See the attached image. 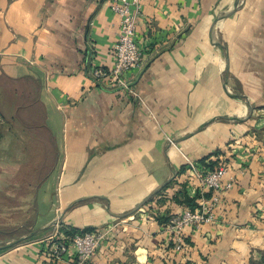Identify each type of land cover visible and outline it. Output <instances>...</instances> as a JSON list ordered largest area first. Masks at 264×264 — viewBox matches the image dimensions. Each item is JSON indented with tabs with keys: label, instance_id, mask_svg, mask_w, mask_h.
I'll use <instances>...</instances> for the list:
<instances>
[{
	"label": "crops",
	"instance_id": "obj_1",
	"mask_svg": "<svg viewBox=\"0 0 264 264\" xmlns=\"http://www.w3.org/2000/svg\"><path fill=\"white\" fill-rule=\"evenodd\" d=\"M118 30L110 0H0L3 116L22 134L20 158H0V264L264 260V0H140L125 86L92 74ZM183 155L234 184L178 251L164 226L186 208ZM95 229L84 263L47 259L45 233Z\"/></svg>",
	"mask_w": 264,
	"mask_h": 264
},
{
	"label": "built area",
	"instance_id": "obj_2",
	"mask_svg": "<svg viewBox=\"0 0 264 264\" xmlns=\"http://www.w3.org/2000/svg\"><path fill=\"white\" fill-rule=\"evenodd\" d=\"M140 0H110V9L119 17V30L113 45V65L108 69L96 68L93 76L96 79H114L125 86L124 74L143 65L142 51L135 42L136 16ZM171 142V141H170ZM184 158V181L192 193H199L197 207L182 211L164 226V230L175 250L184 248V229H197L213 220V209L218 204L221 194L232 187L233 177L224 181L228 165L216 164L213 170H208L198 162ZM206 193H210L206 196ZM106 236V230H89L74 233L70 236L57 237L51 235L44 239L52 246L47 251L48 260L60 259L70 249L79 263H84L99 248Z\"/></svg>",
	"mask_w": 264,
	"mask_h": 264
},
{
	"label": "rangeland",
	"instance_id": "obj_3",
	"mask_svg": "<svg viewBox=\"0 0 264 264\" xmlns=\"http://www.w3.org/2000/svg\"><path fill=\"white\" fill-rule=\"evenodd\" d=\"M227 81L228 78L226 76L224 79L225 86L227 85ZM18 90L20 89L18 88ZM11 102L12 99L10 94L6 93L5 90H1L0 92V158H16V157L20 158V152L18 150L22 142V134L20 133L19 126L11 122L7 123L5 117L3 116L4 114L6 115L9 113L10 109L8 108V106L12 104ZM20 232H21L20 234L22 235V231ZM45 234L46 235L43 238H47L51 235H56L57 237H61L59 236L61 234L54 232H48Z\"/></svg>",
	"mask_w": 264,
	"mask_h": 264
},
{
	"label": "trees",
	"instance_id": "obj_4",
	"mask_svg": "<svg viewBox=\"0 0 264 264\" xmlns=\"http://www.w3.org/2000/svg\"><path fill=\"white\" fill-rule=\"evenodd\" d=\"M208 159H209V157H205V158L201 159L200 161H198V164H200V166H202L208 170H213L216 166V163L214 161H211ZM205 160H207V161H205ZM182 170L184 172V169H182ZM183 183H184V187H185V192L183 193V195H181L183 199L178 200V201L182 206H184L190 210H193L197 207L196 199L199 197V193L196 192L193 196H190L189 195V186H187L186 182H183ZM209 194L210 193H206V196L208 197ZM155 219L161 223L166 222V218L160 217L158 215L155 217ZM253 264H264V260L262 257H260L258 259V261L254 262Z\"/></svg>",
	"mask_w": 264,
	"mask_h": 264
},
{
	"label": "water",
	"instance_id": "obj_5",
	"mask_svg": "<svg viewBox=\"0 0 264 264\" xmlns=\"http://www.w3.org/2000/svg\"><path fill=\"white\" fill-rule=\"evenodd\" d=\"M234 9H231L229 11H227L225 14L228 15L230 14ZM223 16V15H222ZM220 18V16L216 19V21ZM216 21L214 22V24L216 23ZM217 46L222 49V47H220V44L219 43H216ZM226 65V63H225ZM224 89H225V92L230 96V97H234L232 94H230L229 90L226 88V86L224 85ZM249 109V112L251 113L252 112V109L251 108H248ZM171 181V179H169L168 181H166L163 185H161L157 191H159L161 188H163L164 186H166L169 182Z\"/></svg>",
	"mask_w": 264,
	"mask_h": 264
}]
</instances>
